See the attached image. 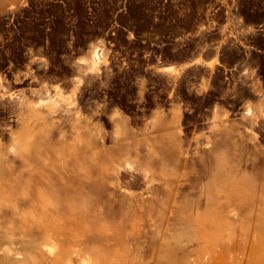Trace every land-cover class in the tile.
Returning a JSON list of instances; mask_svg holds the SVG:
<instances>
[{
    "label": "rangeland",
    "instance_id": "1",
    "mask_svg": "<svg viewBox=\"0 0 264 264\" xmlns=\"http://www.w3.org/2000/svg\"><path fill=\"white\" fill-rule=\"evenodd\" d=\"M93 63L97 70L85 71ZM73 98L104 129L106 146L117 137L154 141L166 133L190 144L194 156L196 146L218 139L214 170L208 154L204 167L199 160L184 169L167 165L168 178L150 177L152 191L145 188L144 163L126 162L122 186L130 192L161 204L172 190L188 202L208 190L211 176L221 191L226 182L242 181V221L197 226L182 213L166 226L157 223L153 239L161 237L165 251L144 264H264V0H23L0 15V173L4 163L18 166L23 153L48 152L40 141L42 117L56 118L50 111L59 105L72 112ZM255 116L258 124L250 125ZM62 129L69 133V126ZM49 154L52 162L65 159ZM130 175L136 184L127 185ZM170 179L174 185L164 183ZM9 193L0 179V264H17L12 249L22 244L28 256L31 244L11 241L23 232L17 216L28 208L16 207ZM63 197H56L58 205ZM88 260L133 261L122 251L73 259Z\"/></svg>",
    "mask_w": 264,
    "mask_h": 264
},
{
    "label": "bare ground",
    "instance_id": "2",
    "mask_svg": "<svg viewBox=\"0 0 264 264\" xmlns=\"http://www.w3.org/2000/svg\"><path fill=\"white\" fill-rule=\"evenodd\" d=\"M212 62L214 63V60ZM94 65L91 64L85 71L97 70ZM77 101H71L75 108H71L72 112L70 107H62L63 105L59 109V105L50 111L53 115L57 114L56 118H49L52 116L50 115L48 121L42 117L44 135L40 137V141L48 152L23 153L20 155V164H10L11 169L5 163L1 165L4 172L0 173V179L9 194L16 195L15 206L19 203L28 208V212H25V209L21 216L16 215L20 217L17 223L24 230L17 239L12 238L11 241L30 242V245L26 244L29 254L25 256L20 252V249H24L22 244L21 247H14L11 255L15 263L75 264L73 259L82 256H99L108 252L118 254L122 251L133 260L131 264H144V259L156 255V252L161 250L158 244L162 238L159 237L158 241L153 239L157 223L166 226L169 223L167 220L175 219L182 213H186L187 219L194 218L197 226L243 220L239 210L246 205V200L242 196V181L239 179L226 182L225 189L221 191L218 178L211 176L207 181L208 190L198 193L196 200L191 197L188 202L181 199L183 195L180 193L172 190L164 192L166 187L159 184L161 192H164L163 199H160L161 204L158 200L157 204L142 193L130 192L122 186L121 172L128 169L126 162L132 160H141L144 163V171L141 173L145 188L151 191L154 190V184L150 177L157 175L159 179L168 178L163 172L167 165L184 169L199 160L204 167L202 155L208 154L215 161L211 169L214 170L220 153L218 139L211 140V144L209 142L210 145L204 147L196 146L194 156L189 155L190 144L184 147L181 140L171 141L172 136L169 138L166 133L154 141H142L136 137L127 139V136L117 137L111 145L106 146L103 143L104 129L102 130L96 122L92 124V116L80 112ZM256 119L258 118L255 116V120H250L249 124H258ZM64 125L69 126V133L62 129ZM56 129L58 137L53 146L50 140L53 139ZM252 149L254 153L259 152L255 147ZM49 152H60V158L65 159L57 163L52 162L54 156ZM199 175L200 172L197 176ZM128 180L131 182L125 180L127 185L136 184L138 179L130 175ZM166 182H169L166 185H174L175 179L164 183ZM205 184L207 186V183ZM61 194L64 195L63 199L67 200L62 199L63 205H58L56 201L59 200L55 199ZM192 203H195V206ZM194 207L196 211L193 210ZM10 211L14 217L16 209ZM27 236L28 238L24 239ZM49 240H55L58 246L52 248L54 241L52 244L48 243L52 246H48ZM163 251L165 249L159 252ZM88 264L96 263L92 260Z\"/></svg>",
    "mask_w": 264,
    "mask_h": 264
},
{
    "label": "crops",
    "instance_id": "3",
    "mask_svg": "<svg viewBox=\"0 0 264 264\" xmlns=\"http://www.w3.org/2000/svg\"><path fill=\"white\" fill-rule=\"evenodd\" d=\"M22 3H23V0H0V15L7 14L13 7L17 5H21ZM176 67H179V66H176Z\"/></svg>",
    "mask_w": 264,
    "mask_h": 264
},
{
    "label": "flooded vegetation",
    "instance_id": "4",
    "mask_svg": "<svg viewBox=\"0 0 264 264\" xmlns=\"http://www.w3.org/2000/svg\"><path fill=\"white\" fill-rule=\"evenodd\" d=\"M11 65H12V62H11V61H9V62L5 65V69H6L5 74H7V72H11V71L9 70V68L11 67Z\"/></svg>",
    "mask_w": 264,
    "mask_h": 264
}]
</instances>
